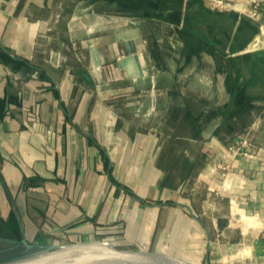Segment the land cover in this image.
<instances>
[{"label":"crops","instance_id":"obj_1","mask_svg":"<svg viewBox=\"0 0 264 264\" xmlns=\"http://www.w3.org/2000/svg\"><path fill=\"white\" fill-rule=\"evenodd\" d=\"M250 4L0 0L8 239L108 240L195 264H264V33ZM129 52L143 75L118 68ZM243 103L261 111L244 134L247 154L233 155L239 138L223 127ZM193 153L207 156L189 175Z\"/></svg>","mask_w":264,"mask_h":264},{"label":"water","instance_id":"obj_2","mask_svg":"<svg viewBox=\"0 0 264 264\" xmlns=\"http://www.w3.org/2000/svg\"><path fill=\"white\" fill-rule=\"evenodd\" d=\"M95 52V51H93ZM96 67L101 62L95 57ZM136 65V67H135ZM121 70L129 69L130 76H141L138 56L129 52L128 58L118 63ZM1 243L17 241L0 237ZM22 244L31 248L25 240ZM0 264H195L186 257L167 251L125 247L108 240H89L48 248L36 255Z\"/></svg>","mask_w":264,"mask_h":264},{"label":"trees","instance_id":"obj_3","mask_svg":"<svg viewBox=\"0 0 264 264\" xmlns=\"http://www.w3.org/2000/svg\"><path fill=\"white\" fill-rule=\"evenodd\" d=\"M159 3L160 2H158V7H157L158 11L161 10ZM260 111H261V106H257L254 103H243V104H239L237 106V108L234 111L233 121H231L230 124H227L223 127L226 130L225 132L228 131L231 133L232 132L236 133V136L232 137L230 142L233 141L234 138L238 139L240 136L247 133V130L252 123V117H254ZM179 115H180V111L177 112V117H179ZM223 128H222V130H223ZM194 134H196V131ZM170 141L173 144L174 148L182 149V147L185 146L184 145L185 143L183 142L182 138L173 137ZM193 154L195 155V153H193ZM205 156H207V155H205ZM205 156L201 157V156L196 154L195 155L196 161L194 162V164L189 166V168L186 170V172L189 175H191V173H193L194 168L197 165V163L199 165H200V163L202 164V161H204L203 158ZM182 159H184L183 154L178 155V157L175 160V163L176 162L179 163ZM4 230H5V225L2 222H0V237L12 238L11 234L4 232ZM15 234L16 235L14 236V238L19 240L20 234H18V233H15Z\"/></svg>","mask_w":264,"mask_h":264},{"label":"rangeland","instance_id":"obj_4","mask_svg":"<svg viewBox=\"0 0 264 264\" xmlns=\"http://www.w3.org/2000/svg\"><path fill=\"white\" fill-rule=\"evenodd\" d=\"M196 197V202L199 204V201L201 202L202 198L199 197V199ZM203 197V196H202ZM225 206H223L222 211H225ZM233 221L234 226H239L240 224V217L237 215L235 216ZM241 225V224H240ZM243 228V227H242ZM246 232V231H244ZM48 248H42L40 246H32L31 248H27L24 246L21 242H17L16 244H10V243H1L0 242V263H5L8 261H14L18 259H23L29 256L36 255L44 250H47ZM244 253H241V255L238 258H242Z\"/></svg>","mask_w":264,"mask_h":264},{"label":"built area","instance_id":"obj_5","mask_svg":"<svg viewBox=\"0 0 264 264\" xmlns=\"http://www.w3.org/2000/svg\"><path fill=\"white\" fill-rule=\"evenodd\" d=\"M248 14L253 19L261 17V30L264 33V0H251ZM250 147V142L244 135L240 136L237 142V146H231L229 151L235 155L237 153H246V150ZM247 154V153H246ZM63 245V244H62Z\"/></svg>","mask_w":264,"mask_h":264},{"label":"bare ground","instance_id":"obj_6","mask_svg":"<svg viewBox=\"0 0 264 264\" xmlns=\"http://www.w3.org/2000/svg\"><path fill=\"white\" fill-rule=\"evenodd\" d=\"M239 216L240 217V220H243L241 217L244 216L242 213H237L236 216ZM246 217V216H245Z\"/></svg>","mask_w":264,"mask_h":264}]
</instances>
